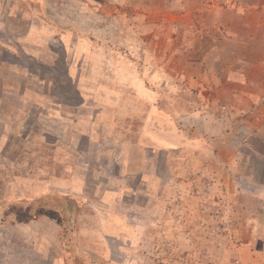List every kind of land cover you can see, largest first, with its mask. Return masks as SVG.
I'll use <instances>...</instances> for the list:
<instances>
[{
	"label": "rangeland",
	"instance_id": "374dc122",
	"mask_svg": "<svg viewBox=\"0 0 264 264\" xmlns=\"http://www.w3.org/2000/svg\"><path fill=\"white\" fill-rule=\"evenodd\" d=\"M0 264H264V0H0Z\"/></svg>",
	"mask_w": 264,
	"mask_h": 264
}]
</instances>
